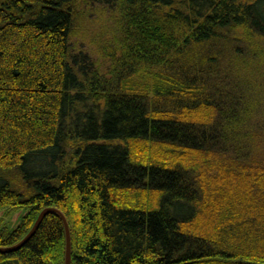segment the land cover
<instances>
[{
    "label": "trees",
    "instance_id": "trees-1",
    "mask_svg": "<svg viewBox=\"0 0 264 264\" xmlns=\"http://www.w3.org/2000/svg\"><path fill=\"white\" fill-rule=\"evenodd\" d=\"M49 207L72 264H264V0H0V247Z\"/></svg>",
    "mask_w": 264,
    "mask_h": 264
},
{
    "label": "rangeland",
    "instance_id": "rangeland-1",
    "mask_svg": "<svg viewBox=\"0 0 264 264\" xmlns=\"http://www.w3.org/2000/svg\"><path fill=\"white\" fill-rule=\"evenodd\" d=\"M100 13L102 12L98 11L96 14H93V19L90 21L89 25L90 30L88 35L86 34L85 38L84 36L76 37V51L84 50L86 52H91L93 53L95 58H97L95 47L91 45L90 39H92L93 37V32L97 33L102 29L103 25H106L105 20L107 19V17H105L103 20H98V17L101 15ZM29 212L30 210L27 208H22L13 211L6 209L0 210V230H7L11 233L13 230L17 229L22 224L25 215H28Z\"/></svg>",
    "mask_w": 264,
    "mask_h": 264
},
{
    "label": "water",
    "instance_id": "water-1",
    "mask_svg": "<svg viewBox=\"0 0 264 264\" xmlns=\"http://www.w3.org/2000/svg\"><path fill=\"white\" fill-rule=\"evenodd\" d=\"M57 214L64 223L66 233V264H72V236L69 222L62 211L57 208H45L37 217L30 232L17 244L9 247H0V253H13L25 246L36 234L44 219L50 214Z\"/></svg>",
    "mask_w": 264,
    "mask_h": 264
}]
</instances>
